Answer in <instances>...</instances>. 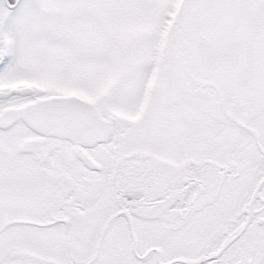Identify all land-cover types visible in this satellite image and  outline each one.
<instances>
[{
  "label": "snow or ice",
  "instance_id": "1",
  "mask_svg": "<svg viewBox=\"0 0 264 264\" xmlns=\"http://www.w3.org/2000/svg\"><path fill=\"white\" fill-rule=\"evenodd\" d=\"M0 264H264V0H0Z\"/></svg>",
  "mask_w": 264,
  "mask_h": 264
}]
</instances>
